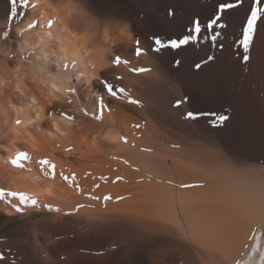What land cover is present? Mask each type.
<instances>
[{
	"label": "bare ground",
	"instance_id": "1",
	"mask_svg": "<svg viewBox=\"0 0 264 264\" xmlns=\"http://www.w3.org/2000/svg\"><path fill=\"white\" fill-rule=\"evenodd\" d=\"M82 2L100 17L121 16L133 20L136 38L137 35L149 38L152 34H165L161 21L158 23L154 20L163 14V0H158L160 9L157 12L161 13L150 15L149 26L144 25L138 17L140 4L136 5L131 0ZM214 4L215 0H198L195 13L206 20ZM11 8L12 0H0V19L8 22ZM25 11L28 15L15 18L13 28L29 20L30 9ZM242 16L241 11L225 17L229 25L222 30L221 42L225 43V50L223 53L217 52V62L199 71L196 78L184 74V69L175 68L172 58L174 51L171 49H164L160 54L148 51L147 55L136 57L133 43L119 49L117 54L129 59L131 66L151 67L154 74H163L162 79H157L153 73L133 75L123 65L113 69L124 76L122 86L134 98L140 99L143 107L112 100V112L106 111L103 121H96L76 109L86 108L90 113L94 111L95 96L100 86L79 79L73 85L78 88V93L72 97L73 103L54 104L49 109L57 114L60 111L69 112L75 117L65 126L69 130L67 136L59 133L53 135L55 130L47 122L41 125L40 130L26 125L35 138L33 142L22 137L11 154L0 150V187L41 194L38 199L42 209L45 203L64 210L76 202L95 204L94 209H82L80 215L73 217L47 213V210H43L42 214H33V224L38 225L39 231L43 233L40 237L42 244L61 236L57 250L66 256L68 264H107L110 255L106 250L110 243L118 241L122 234L131 233L128 218L137 221L157 218L174 228L182 238L178 243H160L161 260L183 261V264H221L218 254L221 248L227 252L226 264H232L234 259L242 260L247 255V252L241 253L240 249L249 234L253 214L259 218L264 213V176L250 173L246 166L237 163V159L244 155L264 153V137H258L251 147L241 146L237 142L238 132L235 129L213 133L204 120L181 122L178 115H173L174 110L171 108L175 99L189 94L192 102L183 105L179 112L222 111L233 100L230 90L235 87L241 90L240 87L245 86L248 90L251 88L260 103L259 117L251 122L257 129L264 123V97L261 95L264 93V53L257 46L252 50L250 62L244 65L232 48L233 34L239 30ZM178 18L176 25L185 22L181 14ZM186 25L180 26V34L184 33ZM4 30L0 28V36ZM14 36L15 33L8 41L0 39V43L7 44ZM151 46L150 42L148 48ZM197 46L196 63L210 54L208 45ZM76 67L79 68V65ZM105 74L111 79L112 72ZM163 79L173 84L175 82L177 87L174 92L172 86L175 85L171 86L170 91L169 83L166 84ZM26 84L41 101L52 91L49 86L30 79L26 80ZM7 94L12 96L14 104L19 106L23 103V98L15 91L8 90ZM174 113L178 114L177 110ZM4 118L3 113H0V122ZM8 119L14 123L22 117L10 113ZM151 119L164 126V131L156 129ZM135 123H140L142 127L134 129L132 125ZM101 125L113 127L120 136L128 138V143L119 140L118 144H112L100 140L95 136V131ZM213 135L219 136L222 146L211 142ZM32 143H35V147ZM66 149H71V152ZM17 150L27 151L30 156L29 160L23 162L24 168H16L10 163V158ZM44 157L57 165V172L63 171L65 175L75 172L85 191L92 190L93 185L98 183L100 187L93 194L99 195L101 201L88 200L62 181L59 175L55 178L45 176L46 170H41L38 164ZM124 160L129 163L125 164ZM85 173L91 175L85 177ZM100 176H106L107 181L100 180ZM117 176L123 179L116 181ZM182 184L197 186L182 188ZM106 194L113 197L107 208L102 202ZM117 196H123L124 199L118 201ZM3 209L11 208L7 201L0 200V250L9 247L19 249L25 264H29L38 246L29 249L25 245L26 234H22L17 227L9 226L12 218ZM98 215L110 219V226L103 235L88 224L89 217ZM153 231H160V228L154 227Z\"/></svg>",
	"mask_w": 264,
	"mask_h": 264
},
{
	"label": "snow or ice",
	"instance_id": "2",
	"mask_svg": "<svg viewBox=\"0 0 264 264\" xmlns=\"http://www.w3.org/2000/svg\"><path fill=\"white\" fill-rule=\"evenodd\" d=\"M150 0H143L140 7L142 9L141 17L145 23L150 20L149 12ZM36 4L32 0H12L11 14L8 16L7 30L2 32L0 39L8 41L13 36L14 28L13 21L15 18L26 17L28 12L25 10L34 9ZM243 12L242 20L239 30L233 34L232 48L236 52V57L241 59L244 65H247L252 59V50L259 47V50L264 53V0H215L211 15L206 20H202L198 13L193 14L188 24L185 27L184 33L174 38H163L160 35L152 34L149 36L152 46L150 49L141 47V40L136 38L134 54L136 57L147 55L148 51L154 54H160L164 49L178 50L182 47L189 45L206 44L209 46L210 54L202 59L200 62L194 64L195 70L202 71L204 68L214 65L218 57L217 52L223 53L225 50V43L221 42L223 36V29L229 25L225 20L226 16H231L235 12ZM169 17L174 16V11L169 9L167 12ZM48 26H53V21H48ZM37 27L36 20H32L27 24L28 29ZM123 65L127 71L133 75L150 74L153 73L151 67L144 66H131V61L127 58H122L120 54H116L112 60V66L105 72H112L111 79L101 72L99 78L91 80L95 85L100 86L98 94L95 96V110L91 113L86 108L79 109L85 116H91L96 121H103L105 112H112L110 107L112 100L126 102L128 105L143 107L140 99L134 98L126 87L122 86L124 76L116 73L113 69H118ZM181 61L179 59L174 61L175 68H179ZM75 66V61L65 62L63 67L68 70L70 67ZM157 79H162L163 74H154ZM69 97L66 103L71 105L72 97L78 93L77 87H69L65 90ZM105 94L108 100L105 99ZM264 97V93H261ZM192 97L189 94H184L180 98L171 103L173 110H179L185 104H190ZM243 99L237 97L234 103L224 107L222 111L217 110H184L179 113L181 122H197L204 120L208 129L213 133H218L223 130L230 132L235 129L238 132L237 142L241 146L251 147L254 145L258 137H264V123L261 124L259 129L251 121H247L243 114ZM61 117L68 122L74 120V116L65 111H60ZM17 124L21 121L17 120ZM134 129H140L142 125L135 123L132 125ZM120 140L125 144L128 143V138L121 135ZM214 144L223 142L218 135H213L210 138ZM179 147V145H173ZM143 151H150V149H142ZM71 152V149H66ZM30 159L27 151L17 150L10 158V163L16 168H24V161ZM128 164V160H124ZM237 163L246 166L247 170L252 174H260L264 176V153L244 155L242 158L237 159ZM41 170L44 171L45 176L55 178L57 175L62 181L67 183L74 191L81 193L90 201H101L99 195L93 194L95 189L100 185L94 184L93 189L85 191L81 187L77 174L72 172L65 175L63 171L57 172V165L49 158L44 157L38 161ZM139 171V169H136ZM91 173H85L84 176L88 177ZM100 180L107 181L106 176H100ZM116 181L122 180L123 177L117 176ZM197 185L182 184V188L195 187ZM39 193L28 191H17L9 188L0 187V200L7 201L10 205L11 211L6 212L7 216L12 219L9 221V226L17 227L22 234H26L24 241L25 245L31 249L38 246L36 254L32 256L29 264H68L67 258L61 255L57 250V242L62 239L61 236H56L55 239H49L46 243L42 244L40 237L43 235L39 231V226L33 224L34 215L42 214L43 210L47 213H59L64 217H73L81 214L82 209H94L95 204L76 202L74 205L64 210L60 207L54 206L50 203L43 204L38 199ZM113 199L111 194L103 195L102 202L104 207L107 208L109 201ZM123 196H117L116 200H123ZM13 201H16L13 203ZM31 213V214H30ZM131 233L122 234L118 241L110 243L106 250L110 259L107 264H183V261L177 260H161L159 245L162 241L180 242L182 239L179 234L162 220L152 218L147 221H137L134 218H128ZM89 227L92 229L100 230L103 235L104 230L110 226V219L104 216H95L88 218ZM154 227H159L160 231H153ZM264 213L259 218L253 214L252 223L249 226V234L246 235L245 242L242 243L241 253L247 252L248 259L241 261L234 259L232 264H264ZM42 249V252H41ZM218 254L221 257V264H226L227 252L225 249H218ZM0 264H25L23 254L19 253V249L14 250L9 247L0 250Z\"/></svg>",
	"mask_w": 264,
	"mask_h": 264
},
{
	"label": "clouds",
	"instance_id": "3",
	"mask_svg": "<svg viewBox=\"0 0 264 264\" xmlns=\"http://www.w3.org/2000/svg\"><path fill=\"white\" fill-rule=\"evenodd\" d=\"M34 3L36 7L30 9L29 20L14 28V38L7 44L0 43V113L5 117L0 122V141H3L0 150L9 154L20 138L27 137L30 143L35 140L26 125L40 130L47 122L55 130L53 135L67 136L69 130L65 126L69 122L49 109L54 104H67V88L79 79L90 82L99 78L101 72L112 66L117 51L136 40L133 20L121 16L100 17L82 0H34ZM33 19L37 27L28 29L27 24ZM49 20L53 21L52 27L48 26ZM7 27L8 22L0 19V28L7 30ZM26 53L32 55L26 56ZM71 61H75V66L65 70L64 63ZM29 79L52 90L43 101L28 88L26 80ZM8 90L18 93L23 103L14 104ZM10 113L22 119L12 123L8 119ZM17 120L21 123L17 124ZM95 136L112 144L120 140V133L111 126L101 125Z\"/></svg>",
	"mask_w": 264,
	"mask_h": 264
},
{
	"label": "rangeland",
	"instance_id": "4",
	"mask_svg": "<svg viewBox=\"0 0 264 264\" xmlns=\"http://www.w3.org/2000/svg\"><path fill=\"white\" fill-rule=\"evenodd\" d=\"M134 4L138 5L143 2L141 0H131ZM196 2H198V0H163V6L161 8V11H163V14L161 16V18H154L155 22H160V24L163 26L164 28V32L165 34H161L160 36L167 39V38H174V37H177V36H180L181 32L179 30L180 26H182V24H188L190 18L193 16V14L195 13V10H196V7L199 5H196ZM176 3V4H175ZM139 6V19L140 21L144 24V25H147L149 26L151 23V21L149 20L148 23H145L144 20L142 19L141 17V12H142V9L141 7ZM177 7V8H176ZM188 7V8H187ZM160 7L158 6V0H150L149 2V12L151 13L150 15H154L156 16L158 13L160 14L161 12H157V10H159ZM169 9H172L174 11V16L173 17H169L167 15V12ZM180 11V12H179ZM155 12V13H154ZM177 15H176V14ZM182 16V18L185 20V22H183L182 24L180 25H176L177 23L176 20L179 19L178 16ZM151 17V16H150ZM165 18L167 20H165ZM164 22V23H163ZM169 27V28H168ZM174 28V29H173ZM178 28V29H177ZM167 30V31H166ZM179 30V31H178ZM178 33V34H177ZM168 34V35H166ZM157 35H159L157 33ZM137 38H139L141 40V47H144L145 49H149V44H150V40L149 38L145 37V36H140V35H137ZM145 38V39H143ZM148 39V40H147ZM143 41V42H142ZM149 41V42H148ZM149 43V44H148ZM152 44V42H151ZM147 46V48H146ZM197 45H189V46H185V47H182L181 49H178L177 53H176V50H172L174 51V56L172 57L173 58V61L179 59L181 61V65L182 67L179 66V70L180 69H184L185 70V73L184 74H191L190 77L192 79L196 78L197 74L199 73L197 70H195L194 68V64L196 63V55H197V52L199 51V48ZM184 50V51H183ZM190 52H189V51ZM182 51V52H181ZM187 51V52H186ZM196 53V54H195ZM177 57V58H176ZM185 58V59H184ZM194 59V61H193ZM192 60V61H191ZM184 61V62H183ZM193 64V66H192ZM184 65V66H183ZM187 67V68H186ZM187 69V70H186ZM194 74V75H193ZM194 77V78H193ZM163 81L168 84L169 83V87H170V91H172V88H173V92L174 90L176 89L175 87H177L175 85V82L174 84L172 82H168V80L166 81V79ZM171 84V85H170ZM172 85H175V86H172ZM172 86V88H171ZM175 88V89H174ZM239 87H235L234 90H230V93L231 94V97L233 96V100L232 102L234 103L235 100L237 99V97H242L243 99V105H244V109H243V114L245 115V120L249 121H253L252 119H256L259 117V113L261 112L260 110V107H258V105H260L259 101H258V98L255 97V95L253 94L251 88H246L245 86H241L240 89L241 90H237ZM231 89V88H229ZM247 90V92H246ZM168 92V90H167ZM252 93V94H251ZM166 95V93L164 94V96ZM230 97V98H231ZM257 98V99H256ZM106 99H110L106 96ZM256 100V101H255ZM122 102V101H121ZM232 102H230V104H232ZM126 103V102H124ZM259 103V104H258ZM176 110H174L175 112ZM260 111V112H259ZM173 112V115H175V117H178L179 116V110H177L178 114L177 113H174ZM257 114H256V113ZM255 113V114H254ZM178 115V116H177ZM258 115V116H257ZM250 116V118H249ZM254 117V118H252ZM179 118V117H178ZM249 118V119H248ZM152 123H153V126L158 129L159 131H164V126L162 125H159L157 121H155L154 119H151Z\"/></svg>",
	"mask_w": 264,
	"mask_h": 264
}]
</instances>
